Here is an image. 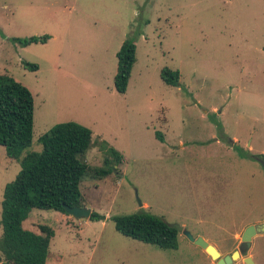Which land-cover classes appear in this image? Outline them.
I'll list each match as a JSON object with an SVG mask.
<instances>
[{"label":"rangeland","instance_id":"374dc122","mask_svg":"<svg viewBox=\"0 0 264 264\" xmlns=\"http://www.w3.org/2000/svg\"><path fill=\"white\" fill-rule=\"evenodd\" d=\"M43 36L44 44L11 41ZM129 39L136 59L120 94L116 54ZM163 68L179 73L178 87L163 82ZM0 74L33 97L22 156L40 152L53 126L75 122L92 132L90 170L108 151L122 157L106 179L80 185L84 207L103 220L30 212L24 229L54 231L48 264H215L181 233L176 250L125 237L113 216L151 214L221 257L264 223V0H0ZM19 170L0 146V218ZM245 257L264 264V234L233 264Z\"/></svg>","mask_w":264,"mask_h":264},{"label":"trees","instance_id":"16d2710c","mask_svg":"<svg viewBox=\"0 0 264 264\" xmlns=\"http://www.w3.org/2000/svg\"><path fill=\"white\" fill-rule=\"evenodd\" d=\"M48 37L13 38L21 46L44 44ZM136 47L132 39L126 40L116 54L117 70L114 89L126 92ZM31 71L37 66L24 64ZM163 82L172 87L179 85V73L163 68ZM34 102L29 90L7 75L0 74V146L6 157L19 164L15 179L6 184L1 201L0 264H46L54 231L40 225L39 232L23 228L30 212L39 210L64 213L63 205L70 208L84 207L80 191L81 183L90 176L104 180L115 172L114 166L122 157L114 150L108 151L103 167L89 169L83 161L93 147L92 132L75 122L53 126L43 134L40 152H28L32 144ZM157 137L162 141V137ZM260 160L264 162V154ZM104 217L92 212L89 220L100 221ZM115 230L121 235L161 250L178 248V232L162 219L145 212L113 216Z\"/></svg>","mask_w":264,"mask_h":264},{"label":"water","instance_id":"95a60500","mask_svg":"<svg viewBox=\"0 0 264 264\" xmlns=\"http://www.w3.org/2000/svg\"><path fill=\"white\" fill-rule=\"evenodd\" d=\"M261 163L263 169H264V162L262 160H259ZM139 203V206L141 207V203ZM64 213L69 215L70 217L78 220H89L91 215V210L85 207H68L66 205H63ZM172 229H175L178 233H181L194 243L196 246L201 248L205 253L215 261V264H233L237 260L241 258V256L246 255L248 249L250 248L251 240L257 236L264 234V223L255 225V226H249L247 227L244 232L241 234L240 240L241 245L238 247L236 251H233L230 254L224 255L221 257L220 253L216 250L215 247L210 245L208 242L203 240L202 238L194 239L192 238L188 232L184 231L182 227L178 225H170ZM243 262L245 264H254L251 257H245L243 259Z\"/></svg>","mask_w":264,"mask_h":264},{"label":"flooded vegetation","instance_id":"af4514ba","mask_svg":"<svg viewBox=\"0 0 264 264\" xmlns=\"http://www.w3.org/2000/svg\"><path fill=\"white\" fill-rule=\"evenodd\" d=\"M240 245H241V242H240V244L238 245V247H240ZM245 255H243V256H241V257H244Z\"/></svg>","mask_w":264,"mask_h":264},{"label":"crops","instance_id":"0c3cea01","mask_svg":"<svg viewBox=\"0 0 264 264\" xmlns=\"http://www.w3.org/2000/svg\"><path fill=\"white\" fill-rule=\"evenodd\" d=\"M48 259H49V257H48ZM48 259H47V261H48ZM46 264H48V263L46 262Z\"/></svg>","mask_w":264,"mask_h":264}]
</instances>
